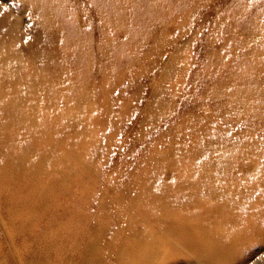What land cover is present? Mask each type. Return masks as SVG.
<instances>
[{
    "label": "rangeland",
    "instance_id": "374dc122",
    "mask_svg": "<svg viewBox=\"0 0 264 264\" xmlns=\"http://www.w3.org/2000/svg\"><path fill=\"white\" fill-rule=\"evenodd\" d=\"M8 75L0 108L14 110L18 136L32 137L10 155L46 173L26 185L1 171L0 264H162L146 247H159L157 223L176 226L183 214L155 213L140 186L186 179L195 150L234 175L217 186L241 215L232 221L217 207L220 228L201 246L217 236L230 250L220 264H264V226L254 229L264 220V0H0V86ZM77 99L81 140L65 127ZM54 143L75 164L47 166ZM73 166L63 178L54 172ZM174 231L166 264H207L205 248L191 255Z\"/></svg>",
    "mask_w": 264,
    "mask_h": 264
},
{
    "label": "bare ground",
    "instance_id": "6f19581e",
    "mask_svg": "<svg viewBox=\"0 0 264 264\" xmlns=\"http://www.w3.org/2000/svg\"><path fill=\"white\" fill-rule=\"evenodd\" d=\"M133 30L140 34V31L138 29L133 28ZM123 41L124 40H121V43L118 44L117 49H120L122 47ZM139 42L141 47L143 48V46L145 45L144 38L141 37L139 39ZM2 65L5 67L6 64L4 63ZM12 79L13 77H10V75L5 76V80H8V82H6L5 85L0 86V98L6 99L10 96L8 88L11 85L10 82L12 81ZM10 99L13 100V96L10 97ZM7 103L9 104V102ZM10 105L14 106L15 103H12ZM0 107L2 106L0 105ZM73 108L76 110L77 116L74 119H69L71 121H65V127L67 129L72 128V130L77 131L78 136L81 137V140L86 137L88 132L87 129L83 128L82 125V122L84 123V125L86 124V111L82 109L83 107L79 106V101L73 105ZM14 113V110H11L9 108H0V175L2 170L8 169L9 172H15L14 176L17 179H21V181H24L26 183V185H32L37 177L45 174L46 172H44L45 168H42L43 163L35 164V161L33 160H22L20 162L18 157L13 158L10 155L14 153L13 151L17 147V145L27 140L31 142L32 138L27 131L23 132V135L21 137L18 136L17 133L19 129L18 124H16L15 122L16 120L14 118ZM32 117L33 116L29 117L28 119L34 121ZM28 130L33 131L34 128L32 126H29ZM74 143L75 142L69 144L68 148L73 149ZM54 145L55 146L53 148L47 149V151L44 153V159H47V166H49V163L52 166H58L60 162H65L71 165L75 164V155L72 151L62 150L59 147L60 145L57 143H54ZM213 150L216 149H212V151ZM7 153L9 154V156L7 155ZM213 154L215 153H212L210 155L208 153L207 155L204 150L192 151L190 157L198 158V165L193 168L192 173L186 179L181 180L177 184H175V180L164 183L161 186L155 185L153 182H142V184L140 183V188L142 187L144 192L147 194V197L144 199L141 198L140 201L142 200V202L148 203L149 205H152V207L155 206L153 210L155 213L165 214L169 216L174 213L183 214L180 217L181 220L178 221L176 226L170 223H157L159 234L158 236L154 235L153 240L157 243L159 242V247L155 249L146 247L152 253L158 255V260L162 264H166L167 260L172 258L171 256H167L164 254V249L167 247H172V242H174L172 241V237L176 236L174 231L175 229H178L180 231V235L182 237L179 241H177L176 239L177 242L175 244L181 245L187 252L189 251L188 253L196 257H199V255L201 254V247L205 248L203 250L208 256L207 264H220V259L216 258V256L223 253L230 254L229 247L223 246L221 244L216 245L217 236H213L207 240L208 246H201V239L203 235L208 234L209 231L212 232L215 229L220 228V225L215 220L217 214L221 213L219 210L220 208H225L227 217L232 221H238V219L241 217V215L239 214L238 204L235 203L230 197H226L225 199L224 196L227 195L225 194V189L217 186V183L232 181L234 175L224 173L221 170L222 164H218L216 160V158L219 159V157ZM39 158L42 157L39 156ZM89 159L90 157L87 160L84 159L83 163H85ZM73 169L74 166L69 168L67 171L56 170L54 172H58L62 175L63 178V176L71 174L74 171H78V169L74 171ZM158 169L162 173L171 174V172L167 171V168L165 167H160ZM235 178L237 179V183H240L241 181L243 182V179H241L240 176L239 178ZM60 180V178H53L52 182H60ZM17 187L19 186H16V188ZM134 187L136 189V186ZM192 188H195V190H191ZM162 200L165 204L162 206H158L157 204ZM204 201H206V203H210V205H205ZM168 206H171V209H168ZM217 207H219V209ZM248 211H250L248 208L243 207L242 213ZM205 214H208L210 217H206ZM117 219H115V222L113 223L114 225L117 223ZM49 222L51 223V225H53L52 223H54V219H49ZM16 223L18 224V222ZM123 224L126 229L130 228L129 221H124ZM93 225L95 229L94 231H97L96 224L94 223ZM260 226H264V220L262 219H258L255 222V231H260L257 229V227ZM58 227H60L62 230L63 228H66L64 224L58 225ZM255 231H253L252 227H250L243 232L255 233ZM236 232L238 234L240 233L238 229H236ZM125 233H127V231H125ZM230 234L232 233L218 236L219 238H225ZM165 238L169 239L171 242L168 241L167 243ZM95 241L96 239H92L91 244H93ZM235 245L237 246L238 242H236ZM115 263L116 260L114 259V264ZM140 264H155V261L152 257H149L144 258Z\"/></svg>",
    "mask_w": 264,
    "mask_h": 264
}]
</instances>
